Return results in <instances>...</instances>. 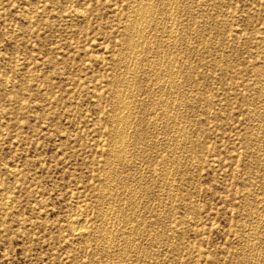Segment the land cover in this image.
<instances>
[{
  "label": "rangeland",
  "instance_id": "obj_1",
  "mask_svg": "<svg viewBox=\"0 0 264 264\" xmlns=\"http://www.w3.org/2000/svg\"><path fill=\"white\" fill-rule=\"evenodd\" d=\"M137 1L0 0V264H264V0Z\"/></svg>",
  "mask_w": 264,
  "mask_h": 264
},
{
  "label": "bare ground",
  "instance_id": "obj_2",
  "mask_svg": "<svg viewBox=\"0 0 264 264\" xmlns=\"http://www.w3.org/2000/svg\"><path fill=\"white\" fill-rule=\"evenodd\" d=\"M135 2H136V1H135ZM138 2H139V1H137V3H138ZM149 2H151V1L149 0L148 2H144V1H143V2H139L140 4H139V6L137 5L138 7H137V9H136V12L138 13V15H143V16L147 15V16H148L149 11L151 12V10H150L151 7L149 6V5H150ZM153 2H154V1H153ZM168 2H169V1H168ZM174 2H175V1H174ZM137 3H136V4H137ZM151 3H152V2H151ZM161 3H162V2H161ZM165 5H166V4H165ZM175 5H176V4H175ZM151 6H153V5L151 4ZM169 7H170V6H169ZM179 8H180V7H179ZM134 9H135V8H134ZM162 9H163V7H162ZM205 9H206V8H205ZM132 11H133V10H132ZM168 11H169V10H168ZM172 11H173V10H172ZM178 11H179V10H178ZM189 11H190V10H189ZM134 13H135V12H134ZM170 13H171V12H170ZM190 13H191V12H190ZM130 15H131V14H130ZM136 15H137V14H135V16H136ZM174 15H175V14H174ZM150 16H151V13H150ZM155 16H156V15H155ZM132 17H134V16L132 15ZM132 17H131V18H132ZM137 17H138V16H137ZM140 17H141V16H140ZM140 17H139V19H142V17H141V18H140ZM148 17H149V16H148ZM162 18H163V15H162ZM146 19H148V18H146ZM131 20H132V19H131ZM131 20H130V21H131ZM134 20H135V18L133 19V22H134ZM137 20H138V19H137ZM140 21H142V20H140ZM151 21H152V20H151ZM146 22H147V21H146ZM146 22H145V24H146ZM154 22H155V21H154ZM149 23H150V22H149ZM163 23H164V22H163ZM128 24H129V22H128ZM130 24H131V23H130ZM136 24L138 25V23H136ZM139 24H140V23H139ZM142 24H143V23H142ZM147 24H148V23H147ZM147 24H146V27H147ZM151 24H152V23H151ZM130 26H131V25H130ZM134 26H135V25H134ZM141 26H142V25H141ZM143 26H144L143 28H146L145 25H143ZM162 26H163V24H162ZM137 27H139V29H141L140 26H137ZM163 27H164V26H163ZM130 28H131V27H130ZM134 29H136V31H135V34H136V32H137V28H133V30H134ZM148 30H149V29H148ZM161 30H162V29H161ZM138 31H139V30H138ZM155 31H156V30H155ZM186 32H188V31H186ZM139 33H140V31H139ZM143 33H144V31H143ZM145 33H146V32H145ZM137 34H138V33H137ZM182 34H183V33H182ZM187 34H188V33H187ZM127 35H128V34H127ZM127 35H126V36H127ZM138 35H139V34H138ZM138 35H137V36H138ZM143 37H144V36H143ZM170 37H171V36H170ZM129 38H130V39H129ZM158 38H159V37H158ZM128 39H129L130 42H131V37L128 36ZM128 39L126 40V42L128 41ZM138 39H139V38H138ZM165 40H166V39H165ZM139 41H140V40H138L137 43H138ZM159 41H160V40H159ZM185 41H186V40H185ZM130 42H129L128 44H131ZM161 42H162V41H161ZM140 43L143 44V42H140ZM140 43H139V44H140ZM171 43H172V42H171ZM146 44H147V43H146ZM132 45H133V44H132ZM132 45H131V46H132ZM168 45H169V44H168ZM170 45H171V44H170ZM127 46H128V45H127ZM131 46H130V47H131ZM137 46H138V45H137ZM132 47L134 48V47H136V46L134 45V46H132ZM176 47H177V46H176ZM133 48H132V50H133ZM137 48H138V47H137ZM137 48H136V51H137ZM140 48H142V47H140ZM144 48H145V47H144ZM144 48H143V49H144ZM152 48H153V47H152ZM155 48H156V47H155ZM126 50H127V48H126ZM147 50H148V49H147ZM164 50H165V49H164ZM128 51H129V50H127L126 52H128ZM136 51H135V52H136ZM149 51H150V50H149ZM151 51H152V50H151ZM161 51H162V50H161ZM165 51H166V50H165ZM173 51H174V50H173ZM180 51H181V50H180ZM119 52H120V51H119ZM122 52H123V51H122ZM140 52H141V51H140ZM168 52H169V51H168ZM170 52H171V51H170ZM177 52H178V51H177ZM130 53H131V51H130ZM172 53H173V52H172ZM174 53H175V51H174ZM126 54H127V53H126ZM134 54H135V53H134ZM151 54H152V53H151ZM159 55H160V54H159ZM123 57H125V55H124ZM126 57H127V56H126ZM173 57H174V56H173ZM171 58H172V57H171ZM160 59H161V58H160ZM139 61H140V60H139ZM170 61H171V60H170ZM123 62H124V61H123ZM156 63H157V62H156ZM133 64H134V63H133ZM165 65H166V64H165ZM187 65H188V64H187ZM141 66H142V65H141ZM167 66H169V65H167ZM122 68H123V67H122ZM132 68H133V67H132ZM140 68H141V67H140ZM151 68H152V67H151ZM117 70H118V69H117ZM156 70H157V69H156ZM121 71H123V70H121ZM173 71H174V70H173ZM173 71H172V72H173ZM138 72H139V71H138ZM154 72H155V71H154ZM119 73H120V72H119ZM129 73H131V72H129ZM129 73H128V74H129ZM164 73H165V72H164ZM125 74H126V70H125ZM149 74H150V73H149ZM159 74H160V73H159ZM172 74H173V73H172ZM119 75H120V74H119ZM130 75H131V74H130ZM139 75H140V74H139ZM164 75H165V74H164ZM169 75H170V74H169ZM117 76H118V75H117ZM131 76H132V75H131ZM131 76H130V77H131ZM127 78H128V77H127ZM166 78H167V77H166ZM158 79H159V78H158ZM182 79H183V78H182ZM121 80H122V78H121ZM123 80H124V79H123ZM131 80H132V79H131ZM157 81H158V80H157ZM172 81H173V80H172ZM188 81H189V80H188ZM121 82H123V81H121ZM131 82H132V81H131ZM137 82H138V81H137ZM126 83H127V82H126ZM135 84H136V83H135ZM122 85H123V84H122ZM138 85H139V84H138ZM178 85H179V84H178ZM127 86H128V85H127ZM127 86H126V87H127ZM115 87H116V86H115ZM120 87H121V86H120ZM120 87L118 86V88H120ZM150 87H151V86H150ZM156 87H157V86H156ZM118 88L114 89V92H113L112 95H114V100H116V98L118 97V98H117V99H118V100H117V101H118L117 104L119 103L118 106L121 105V107L119 106V109L121 110L122 108L125 107L126 104H128V103H126L127 101L124 102V100H127V99L129 100V98L125 97V95H126V94H125V95H123V96L125 97V99L122 100V98L119 96V94H120V93H119L120 89H118ZM127 88H128V87H127ZM129 88H130V87H129ZM140 88H141V87H140ZM170 88H171V87H170ZM180 88H181V87H180ZM122 89H123V88H122ZM137 89H138V88H137ZM137 89H136V90H137ZM123 90H124V89H123ZM123 90H122V92H123ZM148 90H149V89H148ZM154 90H156V89H154ZM176 90H177V89H176ZM176 90L174 89V91H176ZM156 91H157V90H156ZM172 91H173V90H172ZM172 91H171V92H172ZM159 93H160V92H159ZM176 93H177V92H176ZM96 94H97V93H96ZM122 94H123V93H122ZM122 94H121V95H122ZM131 94H132V93H131ZM180 94H181V93H180ZM170 95H171V94H170ZM131 96H132V95H131ZM115 97H116V98H115ZM129 97H130V96H129ZM157 97L160 98L161 96H157ZM181 97H182V96H181ZM153 98H154V97H153ZM133 99H134V98H133ZM148 99H149V98H148ZM183 99H184V98H183ZM152 100H153V99H152ZM160 100H161V99H160ZM135 101H136V100H135ZM153 101H154V100H153ZM149 102H150V101H149ZM171 102H172V101H171ZM115 103H116V101H115ZM124 103H125V104H124ZM117 104H116V105H117ZM142 104H143V103H142ZM150 104H151V103H150ZM179 105H180V104H179ZM128 106H129V104H128ZM145 106H146V105H145ZM149 106H150V105H149ZM183 106H184V105H183ZM116 107H117V106H116ZM129 107H130V106H129ZM129 107H128V108H129ZM179 107H180V106H179ZM117 108H118V107H117ZM148 108H149V107H148ZM157 108H158V107H157ZM159 108H160V107H159ZM173 108H174V107H173ZM113 109H114V108H113ZM115 109H116V108H115ZM179 109H180V108H179ZM120 110H119V111H120ZM122 110H123V109H122ZM126 111H127V110H126ZM134 111H135V110H134ZM134 111H133V112H134ZM167 111H168V110H167ZM179 111H180V110H179ZM148 112H149V111H148ZM113 113H114V114L118 113V109H117V112H116V113H115V112H113ZM122 113H123V112H122ZM129 113H130V112H129ZM162 113H163V112H162ZM162 113H161V114H162ZM166 113H167V112H166ZM184 113H185V112H184ZM114 114H113V116H112V122H111V125H112V123H113L114 125H116V124L118 125V124H119V125H121V126H120L118 129L116 128V129H117L116 131H115V128L112 129V132H113V134H114L113 137L116 136L117 138H119V140H122V139H123V134H125V131H124L125 128L123 129V125H124L125 123H127V119H128V118H126L127 116L125 117V114H124V115H118V114H117V115H114ZM119 114H121V113L119 112ZM126 114H127V113H126ZM135 114H136V113H135ZM168 114H170V113H168ZM171 114H172V113H171ZM127 115L129 116V114H127ZM149 115H150V113H149ZM156 115H157V114H156ZM185 115H186V114H185ZM130 116H131V115H130ZM130 116H129V118H130ZM132 116H133V115H132ZM165 116H166V115H165ZM170 116H171V115H170ZM157 117H158V116H157ZM134 118H135V117H134ZM178 118H179V117H178ZM259 118H260V117H259ZM261 118H262V117H261ZM130 119H131V118H130ZM130 119H129V120H130ZM145 119H146V118H145ZM158 119H159V118H158ZM183 119H184V118H183ZM146 120H147V119H146ZM259 121H260V120H259ZM145 122H146V121H145ZM164 122H165V121H164ZM168 122H169V121H168ZM177 122H178V121H177ZM154 123H155V122H154ZM156 124H157V123H156ZM161 124H162V123H161ZM117 125H116V126H117ZM149 125H150V124H149ZM153 126H155V125H153ZM168 126H169V125H168ZM124 127H125V126H124ZM159 127H160V126H159ZM173 127H175V126H173ZM147 128H148V127H147ZM157 128H158V127H157ZM127 129H128V128H127ZM132 129H133V128H132ZM169 129H171V128H169ZM169 129H168V130H169ZM129 133H130V132H129ZM153 133H154V132H153ZM156 133H157V132H156ZM169 133H170V132H169ZM172 133H173V132H172ZM157 134H158V133H157ZM178 134H179V133H178ZM178 134H176V135H178ZM185 134H186V133H185ZM253 134H254V133H253ZM111 135H112V134H111ZM182 135H183V134H182ZM167 136H168V135H167ZM111 137H112V136H111ZM142 137H143V135H142ZM142 137H141V134L139 133V131H137V134H136L135 139H137V140L139 141ZM178 137H179V136H178ZM254 137H255V136H254ZM129 138H130V137H129ZM163 138H164V136H163ZM179 138H180V137H179ZM111 139H112V138H111ZM113 139H115V137H114ZM113 139H112V140H113ZM181 139H182V137H181ZM116 140L118 141V139H116ZM147 140H148V138H147ZM140 141H141V140H140ZM164 141H165V140H164ZM126 142H127V141H126ZM168 142H169V141H168ZM174 143H175V142H174ZM115 144H117V143H115ZM115 144H114V145H115ZM120 144H121V142H120ZM122 144H123V143H122ZM138 144H139V143H138ZM253 144H254V143H253ZM131 145H132V144H131ZM117 146H118V145H117ZM132 146H133V145H132ZM164 146H165V145H164ZM170 146H171V145H170ZM111 147H112V146H111ZM116 148H117V147H116ZM119 148H121V147L119 146ZM137 148H138V147H137ZM141 148H142V147H141ZM166 148H167V147H166ZM177 148H178V147H177ZM179 148H181V147H179ZM114 149H115V148H114ZM117 149H118V148H117ZM179 150H180V149H179ZM112 151H113V150H112ZM128 151H129V150H128ZM140 151H141V150H140ZM170 151H171V150H170ZM134 152H135V151H134ZM172 152H173V151H172ZM114 153L116 154L115 151H114ZM123 153H124V152H123ZM174 153H175V152H174ZM115 154H112V155H115ZM139 154H140V153H139ZM112 155H111V156H112ZM120 155H121V154H120ZM128 155H131V154H128ZM126 157H127V156H126ZM143 158H145V157H143ZM147 158H148V157H147ZM177 158H178V157H177ZM177 158H176V159H177ZM111 159H112V157H111ZM115 159H116V158H115ZM112 160H114V158H113ZM178 160H179V159H178ZM147 161H149V160H147ZM170 161H171V160H170ZM173 161H174V160H173ZM178 162H179V161H178ZM109 164H110V163H109ZM171 164H172V163H171ZM167 165H168V164H167ZM169 166H170V165H169ZM115 167H116V166H115ZM176 168H177V167H176ZM182 168H183V167H182ZM182 168H181V169H182ZM113 170H114V169H113ZM113 170H112V171H113ZM118 171H119V170H118ZM162 172H163V171H162ZM164 173H165V172H164ZM110 174H111V173H110ZM165 174H166V173H165ZM113 175H114V174H113ZM165 176H166V175H165ZM110 178L113 179L114 177H113V176L111 177L110 175L105 176V179H104V180H105V186H106V189L109 187V185H108L106 182H107L108 180L110 181ZM132 178H133V177H132ZM112 179H111V180H112ZM106 180H107V181H106ZM161 181H162V180H161ZM109 183H110V182H109ZM162 184H163V183H162ZM110 185H111V184H110ZM133 186H134V185H133ZM117 194H118V193H117ZM137 195H138V194H137ZM112 196H113V195H112ZM171 196H172V195H171ZM137 197H138V196H137ZM169 197H170V196H169ZM128 201H129V200H128ZM133 201H134V200H133ZM249 202H250V201H249ZM104 203H105V202H104ZM132 203H133V202H132ZM133 204H134V203H133ZM131 205H132V204H131ZM4 206H5V204H4ZM7 206H8V205H7ZM101 206H102V205H101ZM121 206H122V205H121ZM102 209H103V208H102ZM106 209H107V208H106ZM106 209H105V210H106ZM105 210H104V211H105ZM103 214H104V213H103ZM101 215H102V214H101ZM110 216H111V215H110ZM133 216H134V215H133ZM79 218H81V217H78V219H79ZM110 218H111V217H110ZM78 219H77L76 222H77V223H78V222L80 223V221H79ZM129 219H130V217H129ZM133 219H134V218H133ZM82 220H83V219H81V221H82ZM126 220H127V219H126ZM70 221H71V220H70ZM72 221H73V220H72ZM74 221H75V220H74ZM138 221L140 222V220H138ZM124 222H125V221H124ZM73 223H74V222H73ZM114 223H115V222H114ZM141 223H142V222H141ZM70 224H71V223H70ZM74 224H75V223H74ZM81 224L83 225V223H81ZM136 224H137V223H136ZM82 225H81V226H82ZM96 225H97V224H96ZM102 225H103V224H102ZM72 226H73V225H72ZM75 226H76V225H75ZM77 226H78L77 228H80L78 224H77ZM103 226H104V225H103ZM133 226H135V225H133ZM83 228H84V227H83ZM102 229H103V228H102ZM134 229H135V228H134ZM73 230L75 231V229H73ZM76 230H77V229H76ZM78 230H79V229H78ZM136 230H137V229H136ZM113 235H114V234H113ZM116 235H117V234H116ZM134 235H135V234H134ZM110 236H111V235H110ZM247 236H248V235H247ZM101 237H102L103 240H105L104 238H107L108 235L105 234V232H104V233L102 234ZM113 237H114V236H113ZM163 237H164V236H163ZM251 237H252V236H251ZM107 239H108V238H107ZM110 239H111V238H110ZM115 239H116V238H115ZM134 240H135V239H134ZM253 240H254V239H253ZM113 241H114V240H113ZM253 242H254V241H253ZM253 244H254V243H253ZM131 247H132V246H131ZM124 250H125V249H124ZM137 251H138V250H137ZM243 254H244V253H243ZM106 256H107V255H106ZM102 257H103V256H102ZM123 257H124V256H123ZM107 258H108V257H107ZM123 259H124V258H123ZM245 260H246V259H245ZM104 261H105V260H104ZM252 263H253V262H252ZM116 264H117V263H116ZM118 264H119V263H118Z\"/></svg>",
  "mask_w": 264,
  "mask_h": 264
}]
</instances>
